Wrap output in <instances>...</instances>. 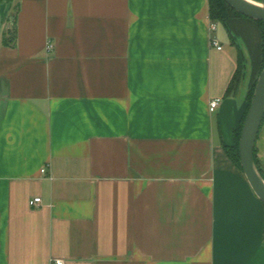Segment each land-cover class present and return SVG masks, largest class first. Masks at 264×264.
I'll list each match as a JSON object with an SVG mask.
<instances>
[{
  "label": "crops",
  "instance_id": "0c3cea01",
  "mask_svg": "<svg viewBox=\"0 0 264 264\" xmlns=\"http://www.w3.org/2000/svg\"><path fill=\"white\" fill-rule=\"evenodd\" d=\"M210 22L208 0L0 1V264H264Z\"/></svg>",
  "mask_w": 264,
  "mask_h": 264
},
{
  "label": "trees",
  "instance_id": "16d2710c",
  "mask_svg": "<svg viewBox=\"0 0 264 264\" xmlns=\"http://www.w3.org/2000/svg\"><path fill=\"white\" fill-rule=\"evenodd\" d=\"M2 1V0H0ZM263 1L264 0H258ZM209 3V18L213 22L221 23L228 33L230 43L237 49L238 60L237 67L233 76L226 88L225 96L235 95L239 84L244 77V59L240 47L236 44L237 40L242 41L248 51L250 63L252 66V73H258L264 68V21H257L241 15L234 11L222 0H208ZM13 29L9 32L7 37H3L2 43L4 45H13L15 42V22L13 21ZM258 78V77H257ZM257 78L249 79L246 92L247 107L242 117L241 123L237 129L234 130V142L231 146H224V151L229 160L237 166L240 170L238 142L242 123L251 101ZM254 161L264 178V172L260 166L257 158L256 146L254 148Z\"/></svg>",
  "mask_w": 264,
  "mask_h": 264
},
{
  "label": "water",
  "instance_id": "95a60500",
  "mask_svg": "<svg viewBox=\"0 0 264 264\" xmlns=\"http://www.w3.org/2000/svg\"><path fill=\"white\" fill-rule=\"evenodd\" d=\"M234 11L257 21H264V2L258 0H222ZM241 80L237 92L241 87ZM247 85L245 94L247 92ZM264 120V68L261 70L251 101L248 105L244 121L242 123L238 154L241 170L256 197L264 205V178L261 175L255 161L254 148L256 140Z\"/></svg>",
  "mask_w": 264,
  "mask_h": 264
},
{
  "label": "rangeland",
  "instance_id": "374dc122",
  "mask_svg": "<svg viewBox=\"0 0 264 264\" xmlns=\"http://www.w3.org/2000/svg\"><path fill=\"white\" fill-rule=\"evenodd\" d=\"M236 44L238 45V47H240L242 55H243V59H244V70H243L244 77L242 78L243 81H242L241 87L239 89V93L241 94L242 91H245L246 83L249 82V79L250 80L254 79V77L257 78L258 77V73H256V72L252 73V66H251V63H250V58H249V55H248V51H247L246 47L244 46V44L242 43V41H238L237 40ZM259 136H260V140H261V138L264 137V120H263L262 127L260 129ZM258 161H259V163L261 165L260 159H258Z\"/></svg>",
  "mask_w": 264,
  "mask_h": 264
},
{
  "label": "built area",
  "instance_id": "2783aa9c",
  "mask_svg": "<svg viewBox=\"0 0 264 264\" xmlns=\"http://www.w3.org/2000/svg\"><path fill=\"white\" fill-rule=\"evenodd\" d=\"M216 25H217V22H213V21H211V22H210V30H212V31L215 30V29H216ZM211 43H212V45H214V46L217 47L218 49L221 48L220 46H218V44H217V42H216L215 40H212ZM50 47H51V44L48 43V48H50ZM218 103H219V99H218V98H215V99L211 100V101L209 102V110H210V111H214V110L216 109V107L218 106ZM41 172L44 173V172H45V168H42V169H41ZM28 204H29L30 206H32V207H34V206H38V205L41 204V199H40V197H34V198H32V199L29 200ZM55 264H63V261H61V260H56V261H55Z\"/></svg>",
  "mask_w": 264,
  "mask_h": 264
}]
</instances>
